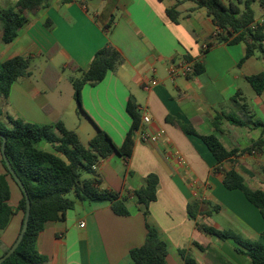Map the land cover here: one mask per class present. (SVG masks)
Segmentation results:
<instances>
[{"label": "crops", "instance_id": "obj_1", "mask_svg": "<svg viewBox=\"0 0 264 264\" xmlns=\"http://www.w3.org/2000/svg\"><path fill=\"white\" fill-rule=\"evenodd\" d=\"M16 1L0 0V8H11ZM237 1L222 0L226 6ZM259 1L252 4L254 23L264 24ZM174 6L179 12L176 24L166 14ZM47 21L52 30L46 27ZM217 29L206 9L197 8L191 0H47L13 42L0 41V67L18 56L30 61V76L12 85L8 99H0V120L11 116L37 125L59 120L84 145L100 129L120 147L132 125L126 108L131 101L145 130L165 133L157 144L133 137L129 158L113 156L97 163L93 173L101 187L126 197L130 214L115 215L108 202L75 200L62 220L47 223L38 236L36 249L47 264H130L129 251L145 241L146 221L167 243L168 264H185L182 251L198 264H205L211 253L212 264H251L235 251L232 240H220L201 229L232 231L250 241L264 232L259 210L241 191L227 190L222 183L224 173L233 170L249 189L264 192V128L234 127L222 116L239 111L232 97L241 91L253 121L264 123V91L257 95L245 80L264 72V53L256 50L242 62L246 50L242 41L216 44L205 52ZM107 44L122 55L124 63L102 82L83 87L80 111L73 88L67 83L64 89L62 71L79 77L77 70L87 69ZM183 61L200 64L202 73L170 77L171 63ZM152 80L157 85L150 86ZM143 116L150 121L143 123ZM216 117L220 118L217 131L212 125ZM178 123L191 126L198 135L216 136L235 154L217 170L205 144L184 133ZM40 148L54 153L46 143ZM178 158L186 165L181 166ZM1 159L0 150L3 174ZM149 174L158 177V185L146 220L132 193L144 186ZM92 177L82 175V179ZM10 187V205L15 207L20 194L14 185ZM194 201L199 206L195 220L187 213V205ZM214 206L218 212L212 211ZM213 212L223 219L212 222ZM207 220L212 224L205 225ZM20 226L21 215L16 214L0 231V256L14 243Z\"/></svg>", "mask_w": 264, "mask_h": 264}, {"label": "trees", "instance_id": "obj_2", "mask_svg": "<svg viewBox=\"0 0 264 264\" xmlns=\"http://www.w3.org/2000/svg\"><path fill=\"white\" fill-rule=\"evenodd\" d=\"M46 1L17 0L11 8H0V41L4 44L13 42L28 23L29 17L37 14ZM191 1L196 4L197 8L206 9L219 30L217 35L212 37L205 52L216 44H237L242 41L246 47L242 62L250 58L256 50L264 53V24L255 30L250 29V25L255 22V12L252 9L255 0H238L237 3L227 6L222 0ZM259 4L264 7V0H260ZM166 14L172 23L178 22L179 12L176 6L167 9ZM45 25L49 30L53 29L49 21ZM51 53L53 51L48 55ZM123 63L122 55L111 44H107L96 52L87 69L77 70L80 76L71 77L70 82L74 91V100L80 111H82L81 91L83 87L85 85L94 86L102 82L108 72H116ZM29 69L30 61L23 56L11 58L2 63L0 99H8L12 85L17 80L30 76ZM202 71V66L195 63L194 75ZM245 80L257 95L264 91V72L247 76ZM232 101L238 106L239 111L233 115H222L231 126L253 125L264 128V123L253 121L254 116L241 91L234 94ZM126 108L132 117V125L120 147H117L111 138L100 129L96 136L84 145L78 135L68 130L59 120L52 125H37L11 116H7L9 125L3 124L0 120V135L7 140L5 154L10 167L24 185L31 205L24 237L14 253L2 264H47V259L36 249L38 236L47 223L62 220L65 213L74 208L75 200L94 203L108 202L115 215L128 216L130 214L126 206L127 198L122 197L120 193L102 188L100 180L92 170V166L101 160L113 156L122 158L131 156L134 145L133 132L138 129L140 120L136 106L131 101L128 102ZM219 119L216 117L212 122L216 131L219 128ZM178 127L184 133L198 137L205 144L216 161L217 170L236 152V150L227 151L214 135H198L191 126H183L180 123ZM41 143L50 145L54 153L40 148ZM1 164L5 173H0V231H4L9 226L12 217L16 214L21 215V230L26 210L25 196L12 178L3 158ZM83 174H91L93 177L82 179ZM222 183L227 190L241 191L246 200L259 210L264 220L263 191L249 189L242 176L233 170L224 173ZM11 184L18 189L20 194L15 207L10 205ZM157 185L158 177L155 174H149L145 178L144 186L132 193L136 205L143 209L146 220L149 216V205L157 198ZM198 207L197 201L187 205L188 216L193 220L196 219ZM218 210V207H212V211L218 212ZM145 228L146 236L143 245L129 251L130 264H168L167 243L160 238L156 229L147 221ZM201 229L205 234L220 240H232L236 245L235 251L247 257L251 264H264V232L258 240L250 241L232 231H218L209 226H203ZM195 245L205 251L203 247ZM9 248H6L2 255ZM181 256L185 264H198L185 251L181 252Z\"/></svg>", "mask_w": 264, "mask_h": 264}, {"label": "built area", "instance_id": "obj_3", "mask_svg": "<svg viewBox=\"0 0 264 264\" xmlns=\"http://www.w3.org/2000/svg\"><path fill=\"white\" fill-rule=\"evenodd\" d=\"M261 24L253 23L250 25V29L255 30ZM219 30L214 33V36L217 35ZM206 49V48H205ZM168 74L170 77H189L194 74V65L192 63H188L186 61L180 63H171ZM157 85L156 80H152L150 86ZM145 88H149V85H145ZM143 123H148L150 121L148 116H143ZM164 131L160 130L155 133L149 132L143 128V125L140 123L137 130L133 132V137L138 139L139 141L146 144H157L160 139L164 136ZM250 154H255V151H250ZM178 163L181 166H185L186 162L182 158L177 159ZM97 169V164L92 166V170L95 171Z\"/></svg>", "mask_w": 264, "mask_h": 264}, {"label": "water", "instance_id": "obj_4", "mask_svg": "<svg viewBox=\"0 0 264 264\" xmlns=\"http://www.w3.org/2000/svg\"><path fill=\"white\" fill-rule=\"evenodd\" d=\"M0 139H1L0 150H1L2 158L5 161L6 167L9 170V172H10L12 178L14 179L15 183L18 185V187L22 191L23 195L25 196V201H26V210H25V215H24L21 230H20L16 240L14 241V243L8 249V251L5 254L0 256V264H2L7 258H9L14 253V251L17 249V247L19 246V244L21 243V241L24 237V234H25L27 227H28V221L30 218L31 205H30V200L28 198L27 192L24 188V185L22 184L20 179L17 177V175L15 174L13 169L10 167V163L8 161L6 154H5V146H6L7 140L4 136H1V135H0Z\"/></svg>", "mask_w": 264, "mask_h": 264}, {"label": "rangeland", "instance_id": "obj_5", "mask_svg": "<svg viewBox=\"0 0 264 264\" xmlns=\"http://www.w3.org/2000/svg\"><path fill=\"white\" fill-rule=\"evenodd\" d=\"M72 76H75V75H73V74H71V72L70 71H62V78H63V80H62V84L64 85V89L66 90V84L68 83L69 84V86L70 87H72V85H71V82H70V78L72 77ZM67 84V85H68ZM4 116V115H3ZM1 121H2V123L3 124H5V125H8V122L7 121H5L3 118H1ZM70 197V196H69ZM11 203H14V201L12 202L11 201ZM211 219H213L212 220V222L215 220V221H218V220H221V219H223V217H222V214L220 215V214H217V213H212L211 214ZM209 218V217H208ZM204 224L205 225H207V224H212L211 223V221H209V220H207V223H205V221H204ZM211 255H213V253H211V254H209V256L205 259V264H212V256Z\"/></svg>", "mask_w": 264, "mask_h": 264}]
</instances>
